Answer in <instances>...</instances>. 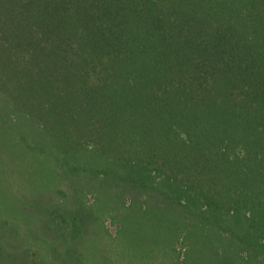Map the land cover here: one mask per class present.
<instances>
[{
    "label": "trees",
    "instance_id": "trees-1",
    "mask_svg": "<svg viewBox=\"0 0 264 264\" xmlns=\"http://www.w3.org/2000/svg\"><path fill=\"white\" fill-rule=\"evenodd\" d=\"M92 222L131 264H264V0H0V264H95Z\"/></svg>",
    "mask_w": 264,
    "mask_h": 264
},
{
    "label": "rangeland",
    "instance_id": "rangeland-1",
    "mask_svg": "<svg viewBox=\"0 0 264 264\" xmlns=\"http://www.w3.org/2000/svg\"><path fill=\"white\" fill-rule=\"evenodd\" d=\"M34 184V180H33ZM14 197L17 199L16 202L19 201L18 194L19 192L17 191L16 188H13L12 190ZM39 193L35 189V185L33 186V208H32V215H33V223L32 224H18L20 228H23L22 231H26L27 229H32L33 230V245L37 247V244L43 245L42 240H38L36 236V230L38 228V224H36V218H35V210H36V200L38 199ZM15 206H20V204H16ZM96 211V208H94ZM148 216L145 215V223L142 224H129L130 229H131V234H130V240L131 243H134V238H138L139 236L144 237L147 240L150 239H156L159 240L161 238V231H164L167 229V224L164 222H155V223H150L148 221ZM90 224H95L92 227L91 230V235L88 238V240L85 238L82 240L81 244L79 245V251L81 254L82 259L85 257L89 259L95 260V264H99V261H102L106 257L111 261H113L115 264H131L129 263V258L127 257V253H129V248L128 246H125L123 244H120L119 242L113 241V243H110L108 246L105 245V242L101 240V234L99 233V226L100 223H90ZM17 227V225H16ZM105 227L109 231V235L111 237H114L117 232V225L113 224L111 219L108 218L105 221ZM18 228V227H17ZM154 231V232H150ZM22 235H24L23 232L20 231ZM44 240V239H43ZM110 241V240H109ZM172 260V258H171ZM126 261V262H125ZM125 262V263H124ZM163 262V261H161ZM160 264H166L164 263ZM169 264V261H167ZM159 264V263H158Z\"/></svg>",
    "mask_w": 264,
    "mask_h": 264
}]
</instances>
